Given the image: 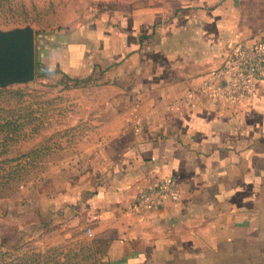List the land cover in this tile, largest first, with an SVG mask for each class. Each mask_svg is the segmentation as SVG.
Instances as JSON below:
<instances>
[{"label":"crops","instance_id":"obj_1","mask_svg":"<svg viewBox=\"0 0 264 264\" xmlns=\"http://www.w3.org/2000/svg\"><path fill=\"white\" fill-rule=\"evenodd\" d=\"M107 70L135 122L90 197L105 264H264V79L237 103L187 98L229 50L264 39V0H179ZM148 42V44H147ZM179 195L151 210L162 178ZM90 230H92L90 228Z\"/></svg>","mask_w":264,"mask_h":264},{"label":"rangeland","instance_id":"obj_2","mask_svg":"<svg viewBox=\"0 0 264 264\" xmlns=\"http://www.w3.org/2000/svg\"><path fill=\"white\" fill-rule=\"evenodd\" d=\"M177 2L0 0V38L34 48L33 76L0 82V264H105L89 200L136 125L107 70Z\"/></svg>","mask_w":264,"mask_h":264},{"label":"built area","instance_id":"obj_3","mask_svg":"<svg viewBox=\"0 0 264 264\" xmlns=\"http://www.w3.org/2000/svg\"><path fill=\"white\" fill-rule=\"evenodd\" d=\"M263 79L264 39L243 42L226 52L223 60L186 96L193 98L195 94H202L215 100L237 103L253 98ZM178 195L176 182L166 177L140 192L134 205L151 210L163 205L167 199H176Z\"/></svg>","mask_w":264,"mask_h":264},{"label":"water","instance_id":"obj_4","mask_svg":"<svg viewBox=\"0 0 264 264\" xmlns=\"http://www.w3.org/2000/svg\"><path fill=\"white\" fill-rule=\"evenodd\" d=\"M34 48L25 36L0 38V82L33 76Z\"/></svg>","mask_w":264,"mask_h":264}]
</instances>
